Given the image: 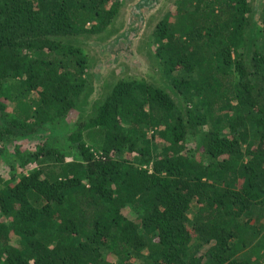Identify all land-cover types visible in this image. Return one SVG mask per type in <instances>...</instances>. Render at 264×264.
<instances>
[{
  "label": "trees",
  "instance_id": "obj_1",
  "mask_svg": "<svg viewBox=\"0 0 264 264\" xmlns=\"http://www.w3.org/2000/svg\"><path fill=\"white\" fill-rule=\"evenodd\" d=\"M120 8L0 0V264H264V16L176 0L152 36L183 109L120 81L74 125L91 94L81 39Z\"/></svg>",
  "mask_w": 264,
  "mask_h": 264
},
{
  "label": "rangeland",
  "instance_id": "obj_2",
  "mask_svg": "<svg viewBox=\"0 0 264 264\" xmlns=\"http://www.w3.org/2000/svg\"><path fill=\"white\" fill-rule=\"evenodd\" d=\"M119 15L103 34L91 38H82V47L89 55L90 69L88 82L91 94L87 107L82 111L74 112L75 119L87 116L97 103L102 101L106 91L120 81L144 80L149 84L165 88L179 107L184 104L172 91L169 82L163 77L159 61L155 57L157 48L153 42V32L158 23L168 14H176V0H162L159 7L145 13L144 19L135 12L134 8L142 0H120ZM252 13L248 16L249 22L262 25L264 16V0H250ZM75 125V124H74ZM44 141H24L21 151L35 150ZM55 142V141H54ZM56 145V143H55ZM193 146V140L189 141ZM11 170L7 165L0 164V174L5 179L10 178Z\"/></svg>",
  "mask_w": 264,
  "mask_h": 264
},
{
  "label": "water",
  "instance_id": "obj_3",
  "mask_svg": "<svg viewBox=\"0 0 264 264\" xmlns=\"http://www.w3.org/2000/svg\"><path fill=\"white\" fill-rule=\"evenodd\" d=\"M161 1L162 0H142L136 5L134 10L140 16V19H144L145 13L156 10Z\"/></svg>",
  "mask_w": 264,
  "mask_h": 264
}]
</instances>
